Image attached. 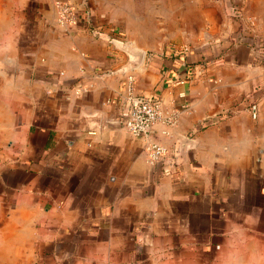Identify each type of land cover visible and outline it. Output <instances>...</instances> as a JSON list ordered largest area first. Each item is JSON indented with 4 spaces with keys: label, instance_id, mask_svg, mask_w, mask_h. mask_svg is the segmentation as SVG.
<instances>
[{
    "label": "crops",
    "instance_id": "0c3cea01",
    "mask_svg": "<svg viewBox=\"0 0 264 264\" xmlns=\"http://www.w3.org/2000/svg\"><path fill=\"white\" fill-rule=\"evenodd\" d=\"M57 1L75 25L55 23ZM241 1L233 18L174 0L194 39L167 48L142 42L133 0H29L0 110V235L17 264H264V0ZM128 75L160 101L153 164L122 125Z\"/></svg>",
    "mask_w": 264,
    "mask_h": 264
},
{
    "label": "rangeland",
    "instance_id": "374dc122",
    "mask_svg": "<svg viewBox=\"0 0 264 264\" xmlns=\"http://www.w3.org/2000/svg\"><path fill=\"white\" fill-rule=\"evenodd\" d=\"M28 2L29 0H0V110L6 103L4 90L11 93L15 76V67L12 63L13 30L18 25ZM243 5L241 0H213L215 11L219 12L217 6L224 9L226 7L233 18L240 16ZM176 12L182 14L183 11L176 9L174 0H133L132 13L144 25L142 42L145 45L154 43L155 47L164 44L168 46L167 48L188 46L192 43L194 39L192 35L179 32L186 19H179L178 15L175 16ZM5 87L7 89H4ZM3 240L4 236L0 235V264H17L13 245L4 243Z\"/></svg>",
    "mask_w": 264,
    "mask_h": 264
},
{
    "label": "built area",
    "instance_id": "2783aa9c",
    "mask_svg": "<svg viewBox=\"0 0 264 264\" xmlns=\"http://www.w3.org/2000/svg\"><path fill=\"white\" fill-rule=\"evenodd\" d=\"M77 15L74 7L66 1L55 3V23L59 27L69 28L76 24ZM261 42L255 39L254 45L260 46ZM189 70V68H187ZM186 71L174 80L173 84H182L193 77L194 72ZM190 72V73H189ZM125 107L121 112L122 125L133 136L144 139V153L150 164L162 160L167 155V149L151 136L154 123L160 118V101L156 97H142L133 91L132 76H127ZM255 108L253 105L251 106Z\"/></svg>",
    "mask_w": 264,
    "mask_h": 264
},
{
    "label": "water",
    "instance_id": "95a60500",
    "mask_svg": "<svg viewBox=\"0 0 264 264\" xmlns=\"http://www.w3.org/2000/svg\"><path fill=\"white\" fill-rule=\"evenodd\" d=\"M116 44L119 48L126 51L130 56V64H128V69L136 67L141 63L144 52L140 48H137L135 45L128 42L117 41Z\"/></svg>",
    "mask_w": 264,
    "mask_h": 264
}]
</instances>
